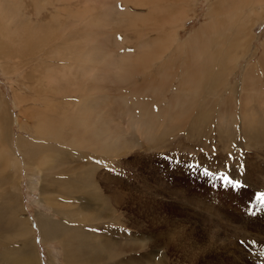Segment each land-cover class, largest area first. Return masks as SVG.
<instances>
[{
    "label": "bare ground",
    "instance_id": "6f19581e",
    "mask_svg": "<svg viewBox=\"0 0 264 264\" xmlns=\"http://www.w3.org/2000/svg\"><path fill=\"white\" fill-rule=\"evenodd\" d=\"M58 1L63 2V0ZM242 1L214 0L209 2L208 11L205 13L206 20L200 23L184 39H180L174 31L171 43L169 42V35L178 25L176 18L163 19L161 24H164V26L161 29H140L133 24L127 29L133 31L134 34L127 35L122 39L121 43H125L126 49L125 46H122L123 52L120 51L121 54L119 55L120 52L114 49L115 46L112 48L113 44H109V40H101V38L92 35L89 23L84 26L86 28L84 32L81 30L84 35L77 31L79 30V23L76 22L80 21L82 15L79 14L81 12H71L70 20L62 23L60 17H62L63 10L53 4V17L49 22H46L41 16L42 12L39 10L41 7L38 3L31 2L33 6H29V8L35 10L32 15L27 10V5L18 4L14 0H0V10L2 9L8 14L10 13V16L15 17V21H11L14 17L10 18L9 25L4 24L5 30H1L4 26L1 27V23L0 31L8 32L15 45L24 49L18 50L15 45L11 44V41L6 46L0 44V55L2 54L0 63L2 68L5 67L6 72L9 73L8 78L12 82L15 106L21 111L19 116L12 111L10 113L6 102L8 96L5 93L3 95L0 93V197L2 198L0 215L5 216L7 214L10 217L9 224L14 227H10V229H17L16 235L21 239L20 254L22 255L18 259L20 262L22 261L23 264H36L33 256L38 246L37 232L31 227L30 218L23 202L22 190L19 187L21 182L16 183V173H21L20 170L23 165L26 166L25 168L30 175H33L35 169L39 170V173L44 176L43 180H51L64 185H77V187L71 186L70 189L77 188L79 193L78 191H76L77 193H65L66 195H73L69 197L71 205L58 202L55 196H52L54 193H47L46 190L51 187L48 188L46 185H42L43 199L55 210L57 209L58 212L64 214L65 217L73 213L74 215H85L83 217L86 220L92 221L97 217H102V209L97 208L94 202V204L83 202L84 200L92 202L94 198L91 196L95 197L99 194V188L96 185L94 187V183H97L98 178L93 174L94 171H97V162L93 155L123 154L127 149L136 145V138L140 134L152 141L171 135V132L173 133L180 126L176 119L183 120L186 115L194 111L196 106H199L197 104L200 101L196 97L199 96L201 99L202 94L199 93L206 91L209 96L216 95L220 97L222 110L221 113L219 112V119L221 120L224 117L225 122L232 123L234 121L237 111L235 112L233 109L229 114L227 113L230 108H234V105L235 110H239V115H241L238 116L240 117L239 121L245 123L244 129L251 130V137L253 136L255 143L261 145V147L264 145V40L261 41L263 51L257 61L253 64L248 62L241 70L242 80L240 83L242 85L235 83V85L223 86L227 80H231V76L239 68L241 59L249 57L248 55L252 51L251 43L254 38L258 39L259 37L255 33L257 23H264V0H247L243 7L239 5L242 8L240 13L236 11L237 13L232 12L226 16L229 21L237 16V22L227 23L228 25L224 26V32L220 31L221 33H219L216 24L220 22V15L224 13L221 12L226 11L231 3L235 2L238 5ZM138 2H134L137 7L143 8L147 5V2H145L146 5ZM191 2L190 4L194 5V10L199 0H191ZM257 2L262 3L256 4ZM117 4L118 1L114 0L109 5L108 10ZM125 5L128 6L127 2H125ZM152 7L154 6L152 5ZM147 8H149L148 5ZM125 10L126 16L132 14L127 9ZM3 13L0 11V17ZM136 13V19L146 16V13L142 15L140 11ZM51 24L56 25L55 28L59 30L55 32ZM185 25L186 21L184 20L179 27L180 30L184 29ZM12 26L20 27V29L23 27V29L19 31V28L17 30ZM47 27L51 30H48ZM65 28L68 29V32L61 35L60 32H65ZM111 31L114 33L113 35L118 34L116 33L118 30L112 29ZM81 37H85V39L83 41L79 40ZM82 42L83 45L79 48ZM223 46L237 51L241 55H235L231 52L221 54ZM183 50L188 55L190 62L185 61L186 55L184 58ZM104 55L108 61H114L118 58L122 64L117 67L116 64L111 63L110 66L105 67L106 64L102 65ZM64 56L68 57L65 62L61 61ZM9 58L14 59L12 60V66L7 62ZM80 58L84 60L81 66L77 62ZM54 61L56 62L53 63ZM99 61L102 70L98 72L96 67L95 74H93V64H99ZM177 62L179 68L171 70L172 65L174 66ZM58 64L62 65L64 71L77 69L84 74V77L86 74L90 75L88 76L90 81L76 87L77 80L72 78L66 79L67 85L64 81L60 86H54L55 81L58 84V79L56 80L51 72ZM113 70H116V72L114 71L115 74L119 70V76H113ZM140 71L143 73V78L150 77L149 81L156 79L155 82L157 83H145L146 81L138 83L135 74ZM102 73L105 75L106 73L108 75L113 74L103 77ZM173 75L174 78L180 80L178 83L171 82L168 86V92L171 94L173 92V95L169 96L168 93H165L163 100H151L146 97L145 91L166 87L165 80ZM138 79L140 78L138 77ZM98 80H101L102 83L113 80L117 85L110 88V82L102 85L97 82ZM91 84L92 87H90ZM203 84H205L204 87ZM91 88L97 90L91 94L93 96L91 106L89 100L88 105L84 104L78 111L75 104L82 100L80 96L83 95L86 96L85 101H87L85 93ZM233 88L235 91L240 89L243 97L241 94L239 98H235V95L226 97V91L233 94ZM120 91L124 94H121ZM60 94L63 95L62 99H59L61 98ZM232 98H234L233 101ZM24 103H27L28 106L25 107ZM207 107H211L207 100L200 102L199 111L201 115L206 114L205 108ZM123 109L128 111L132 117L128 119L127 127L122 123H118L121 121L115 118L116 114ZM215 109L216 107L212 109V112ZM79 113L86 115L85 118H76ZM206 119L204 121H207ZM16 125L19 134L15 132ZM259 125L262 126L261 130L258 127ZM158 127H161V131L159 129L161 133L154 131ZM152 133H155V135ZM202 133L201 135H204ZM85 152L86 156H90L88 161L81 159ZM85 157L83 159H86ZM87 163L90 164L89 168H87ZM79 167H85V170H78ZM54 175L58 176L54 177ZM83 175L87 178V187L91 189L90 196L84 193L87 190L80 192L82 187L78 181ZM85 183H83L84 189ZM5 185L9 187L7 188ZM61 187L63 188V186ZM119 199L118 196L115 199L116 202H119ZM76 219L80 218L77 217ZM2 222L1 219L0 231H5L4 226L1 225ZM66 224L47 217H38V227L42 240L48 245V240L51 242L58 239L66 250V264H101L116 259V264L137 263L135 258L127 260L119 258L127 252L134 251L138 244H132L133 242L131 245L122 243L121 239L115 240L106 231L104 233L98 229L96 233L73 229L63 235L62 231L68 228L65 227ZM10 229L8 230L9 233ZM33 234L35 235L33 236ZM100 235L102 237L98 239ZM14 237L10 233L8 237L3 238L9 240ZM0 241L2 246L8 243L2 239ZM0 260L6 262V264H17L16 259L11 260L8 258L6 261L4 254L0 256Z\"/></svg>",
    "mask_w": 264,
    "mask_h": 264
},
{
    "label": "rangeland",
    "instance_id": "374dc122",
    "mask_svg": "<svg viewBox=\"0 0 264 264\" xmlns=\"http://www.w3.org/2000/svg\"><path fill=\"white\" fill-rule=\"evenodd\" d=\"M14 1L18 4L27 5V10H29L32 15L35 10L34 8H29V6H33L31 2L38 3L41 7V9H38L41 10V16L46 22H49L53 17L54 5H57L63 10L61 14L62 17H60L62 23L70 20L69 17H71V12H81L79 14L82 15L81 19L76 22L77 24L79 23V30L77 31L81 32L82 30V32H84L86 30L84 26L89 23L92 35L101 38V40H109V44H113L112 48L115 46L114 49H116L117 52H123L125 43H121L122 39L127 35L134 34L133 31H128L127 27L135 24V27L138 26L140 29H161L164 26V24H161V21L173 17L178 21V25L170 32L169 42L171 43L172 41L174 31H176V35L180 39H184L191 31L197 28L200 23L206 20L205 13L208 11L209 2H213L214 0H199L194 10V5L190 4L192 3L191 0H133V2H131V0H117L118 4L116 6L113 5L110 10H108L109 5L114 2V0H63V2L58 0ZM137 1L145 5V2H147L150 9L147 8V5L143 8L137 7V5L134 4V2L137 3ZM241 1L242 0H240V2ZM125 2H127L128 6L125 5ZM246 2L247 0H243L242 3L238 5L235 4V2L231 3L226 11L221 12L224 13L220 15L221 20L216 24L219 33L224 32V26L237 22V16L230 21L226 16L236 11L240 13L242 10L240 6L243 7ZM261 3L262 2H257L256 4ZM152 5L154 7H152ZM125 9L132 12V14L130 13V15L126 16ZM0 11L5 13L0 17L3 19H0V25L2 23L1 27L4 24L9 25L10 18L14 16H10V13L8 14L2 9ZM138 11L142 12V15L146 13V16L136 19V12ZM163 13L165 16H163ZM14 19L15 17L11 21H15ZM181 20L183 22L184 20L186 21L185 28L182 30L179 28L182 23ZM257 24L255 33L259 37L258 39L254 38L251 43L252 51L248 55L249 57H243L241 59L239 68L233 73L231 80H227L228 82L226 81V84L223 86L240 83L242 80V68H244L248 62H250V64L255 63L261 55L263 51L261 41L264 40V23ZM51 25L55 32L59 30L55 28L56 25ZM12 27L17 30L19 28V31L23 29V27H21V29L20 27ZM47 29L51 30L49 27H47ZM112 29L118 30L116 32L118 34L113 35ZM1 30H5V25ZM67 32L68 29L65 28V32L60 33L62 35ZM82 32L81 34H83ZM84 39L85 37L79 38L81 41ZM93 39L95 40L94 37ZM9 41H11L12 45H15V42L10 39L8 32L0 31V44L6 46ZM82 45L83 42L79 45V48ZM5 46H3V48H5ZM214 46L216 47V45ZM16 47L20 51L24 50L21 46ZM124 48L126 49V46ZM257 51L259 52L257 53ZM3 52L2 50V53ZM224 52L241 55L239 52L233 51L226 46L222 47L221 54ZM182 53L185 58V51L183 50ZM120 54L121 52L119 55ZM1 57L2 54L0 55V58ZM103 58L105 61L102 60V65L104 66V64H106L105 67H108V65L110 66L111 63L116 64L117 67L122 64L121 60H118V58L114 61H108L105 55ZM64 59L61 58V61H67L68 57L64 56ZM12 60L14 59L9 58L7 60L10 66H12ZM179 61L181 62V59ZM185 61L190 62L188 60V55H186ZM55 62L56 61L53 63ZM77 62H79L81 66L84 60L80 58ZM100 64V61L99 64H93V74H95L96 67V71L100 72V70H102L100 69ZM177 65H179L178 62L174 64V66L172 65L171 70L178 69L179 67ZM55 67L54 71L51 73L56 77V80L58 79V84H56L55 81V83H53L54 86H60L66 79L69 80L72 78H76L77 80L78 84L76 87L90 81V77H88L90 75L86 74L84 77V74L77 69L64 71L61 64ZM116 70H113V73L114 71L116 72ZM118 72L120 71L118 70ZM118 72L116 73L117 75L114 73L113 76H119ZM141 72L142 71L135 74L138 83L145 81V83L155 82L156 79L149 81L150 77H145V74L144 77L146 79L143 78V73ZM109 75L107 73L106 75L102 73L103 77ZM137 76L140 79H138ZM8 77L9 73L6 72L5 67L2 68L0 63V93L2 95L5 93L6 96H8V101L6 100V102L10 113L12 111L15 115L19 116L21 111L15 106L12 82H10L11 79ZM174 77L173 75L165 80V83H167L165 85L166 87L145 91L146 97L151 100H163L165 93H168L169 96L173 95V92L172 94L168 92V86L171 82L178 83L180 81ZM15 79L17 78L15 77ZM97 82L102 85H106L107 82H110V88L117 85L113 80H107L105 83H102L101 80ZM67 83L66 81L65 84L67 85ZM204 85L205 84H203V87ZM241 85L242 83H240V86ZM90 87H92V84ZM93 88L87 90L85 93L87 95V101H85L86 96H80L79 93L83 101L80 100V103L77 102L75 104L78 111L84 104L88 105L89 100V105L91 106V100L93 99L91 94L97 90L100 91L98 87H96L97 90ZM160 91L162 92L160 93ZM234 91V88L233 94L226 91V97L235 95V98H239L240 94L242 96L240 89L239 91L236 90L237 92ZM120 92L121 94L123 93L122 91ZM206 93V91L204 93H199L200 95L202 94L201 99L199 96L196 97L200 102L207 100L210 106L213 108L216 107V109L212 112L213 108L207 107L205 108L206 114L201 115L199 111V102V104H197L199 106H196L194 111L186 115L183 120L176 119V122L179 123L180 126L173 133L171 132V135L163 137L164 139H156V141L153 140V142L143 134H140L136 138V145L127 149L123 154L93 155L97 162V171H94L95 173L93 174L98 178L97 183H94V187L96 185V187L99 188V194L95 197L91 196L94 198L92 202H90V200L89 202L87 200L83 202L87 204L95 203L94 205L97 208L100 210L102 209L101 218L97 217L90 221L83 217L85 215H74L73 213L65 217L64 214L58 212L57 209L55 210L54 207L43 199L42 185H46L48 188L51 187L49 190H46L47 193H54L52 196H55L58 202L67 205H71L69 197L73 195H66L65 193H77L76 191L79 189L71 188V190L70 187L73 186L71 184L64 185L62 183H55L51 180H43L44 176H42L37 169L34 170L33 175H30L25 168L26 166L23 165V168L20 170L21 173H16V183H19V181L21 182L19 187H21L22 190L23 202L26 207L27 215L30 218L31 227L37 232L38 246L33 256L36 260V264L67 263L66 250L58 239H54L51 242L48 240V245L42 240L43 238L38 227V217H47L61 223H67L65 227L68 228L63 230L67 232L62 231L63 235L73 229H79L89 233H91V231L96 233L98 230H101L103 232L106 231L115 238V240L121 239L122 243H129L131 245L133 242L132 244H138L134 251L127 252L119 258H125L124 260L135 258V261L137 260L136 264H264V204L257 199L258 194L264 193V152H262L264 151V145L261 147V145L255 143L253 136L251 137V130L244 129L245 123L244 121H239L240 117L238 116L241 115H239V110H235L234 105V108H230L227 112L229 114L233 109L235 112L237 111L234 121L232 123L225 122L224 117L220 120L219 112L221 113L222 110V101L220 97L216 95L209 96ZM188 94L190 95L191 92ZM62 96L63 95L60 94L61 98L59 99H62ZM233 99L234 98H232V101ZM24 104L25 107L28 106L27 103ZM80 105L81 107H79ZM119 112V115L116 114L115 117L117 120L121 121L118 123L128 126V119L132 117L125 109ZM85 116L86 115H81V113H79L76 118H85ZM204 119L207 121H204ZM258 127L261 130L262 126L259 125ZM131 129H129V131ZM159 129L161 131V127H158L154 131L156 133H161ZM15 132L19 134L17 125L15 126ZM201 133L204 135H201ZM152 134L155 135V133ZM83 154H85L83 155V157H85L86 152ZM83 157L81 159L84 161L90 159L89 155L85 157L86 159H83ZM89 165L90 164L87 163V168H89ZM80 169L84 171L85 167H79L78 170ZM205 170L212 175H204ZM222 174L226 175L233 183L229 184L221 179L220 177ZM56 176L58 175H54V177ZM59 176L61 177V175ZM86 179L85 175L79 178L78 182L82 187L80 192L87 190V192L84 193L90 196L91 189L87 187L88 181ZM237 182L238 186H236ZM83 183H85V189ZM5 186L7 188L9 187L7 185ZM61 186H63V188ZM73 187H77V185ZM118 196L121 200L119 199V202H116L115 199ZM1 202L2 198L0 197V204ZM104 214L107 215L104 216ZM77 217L80 219H76ZM1 219L3 221L1 225L4 226L3 228L5 231H0V239L8 243L4 246L0 245V256L4 254L6 261L8 258L11 260L16 259L15 262L17 264H23L22 261L21 263L20 260H18L21 258L22 254H20L21 239L16 235L17 229H10L12 226L8 222L10 217L7 214L5 216L0 215V220ZM9 229L11 230L10 233L15 237L6 240V238L3 237H8L10 235ZM34 235L35 234H33V236ZM101 237L102 235H100L98 239ZM142 243H144V246ZM111 263L116 264L117 259L101 264ZM0 264H6V262L4 263L0 260Z\"/></svg>",
    "mask_w": 264,
    "mask_h": 264
},
{
    "label": "snow or ice",
    "instance_id": "6c2138e0",
    "mask_svg": "<svg viewBox=\"0 0 264 264\" xmlns=\"http://www.w3.org/2000/svg\"><path fill=\"white\" fill-rule=\"evenodd\" d=\"M204 175H212L211 173H209L207 170H205V172H204ZM221 179H223V180H225L227 183H229V184H232L233 183V181H231L226 175H221V177H220ZM236 186H238V182H237V185ZM257 199L262 203V204H264V193H260V194H258V196H257ZM243 243V242H242Z\"/></svg>",
    "mask_w": 264,
    "mask_h": 264
}]
</instances>
